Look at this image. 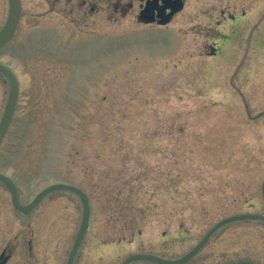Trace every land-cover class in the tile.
<instances>
[{"label":"rangeland","instance_id":"obj_1","mask_svg":"<svg viewBox=\"0 0 264 264\" xmlns=\"http://www.w3.org/2000/svg\"><path fill=\"white\" fill-rule=\"evenodd\" d=\"M72 4L20 0L0 48L18 87L0 173L22 205L54 183L86 194L72 264L176 259L219 220L264 215V0H185L165 27ZM8 88L0 73V120ZM81 215L69 191L21 214L0 182L5 264H66ZM238 261L264 264V222L220 227L183 264Z\"/></svg>","mask_w":264,"mask_h":264},{"label":"water","instance_id":"obj_2","mask_svg":"<svg viewBox=\"0 0 264 264\" xmlns=\"http://www.w3.org/2000/svg\"><path fill=\"white\" fill-rule=\"evenodd\" d=\"M8 4H9L8 17L3 28L0 30V47L3 46L11 38L19 17V0H8ZM181 7H182L181 1L178 0L177 3L175 4L173 11L174 12L179 11ZM164 19L165 20H163V23H165L168 18L166 17ZM0 72L8 79V83H9L8 100L4 107V113L0 121V141H1L5 133V130L9 124V121L11 119V115L13 113V109L17 101L18 91H17V80L13 75V73L6 66L2 64H0ZM0 182L8 189L11 195V202L13 207L22 214H28L44 195L53 191H69L78 196L82 205V215H81L78 232L76 234V237L74 239V242L72 244V247L70 249L69 255L66 260V264H72L73 258L84 236L88 224L89 204L85 193L78 187L70 184L54 183L40 190L34 196L32 201H30L28 204L22 205L19 203L17 190L13 182L3 174H0ZM241 220H257L264 222V215L244 213V214L225 217L219 220L218 222H216L192 249H190L188 252H186L185 254H183L182 256L176 259H165L152 254L136 253L126 257L120 264H130L134 261H139V260L151 261L158 264H183L186 261H188L190 258H192L195 254H197V252L203 247L206 241L216 230H218L220 227L226 224ZM6 260L7 257H3V254L1 253L0 264H5ZM226 264H256V263L250 261H238V262H231Z\"/></svg>","mask_w":264,"mask_h":264},{"label":"flooded vegetation","instance_id":"obj_3","mask_svg":"<svg viewBox=\"0 0 264 264\" xmlns=\"http://www.w3.org/2000/svg\"><path fill=\"white\" fill-rule=\"evenodd\" d=\"M74 1V6L76 7V9L80 12L82 11L84 14H94L99 12L100 10L104 9L101 6V3L105 2V14L107 15L106 17L108 20L115 19V15L121 14V16H125L132 11L134 21L137 24L143 26L165 27L166 25L170 24L177 13L182 10L185 0H180L182 7L179 11L175 12L173 10L178 0H46L50 9L54 8L57 4L59 5V8L63 9V6H65V4L73 5L72 3ZM72 10L73 9L71 8L70 11ZM20 14L21 8L19 0V17ZM166 17L168 19L165 23H163V20H165L164 18ZM4 24L0 27V30L3 28ZM17 24L15 26L11 39L14 36ZM1 253L3 254V257H7L8 259L9 254H7L5 250H2Z\"/></svg>","mask_w":264,"mask_h":264}]
</instances>
